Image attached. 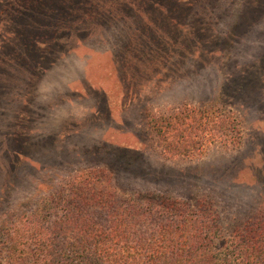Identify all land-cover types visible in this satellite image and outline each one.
Returning a JSON list of instances; mask_svg holds the SVG:
<instances>
[{"label": "rangeland", "instance_id": "374dc122", "mask_svg": "<svg viewBox=\"0 0 264 264\" xmlns=\"http://www.w3.org/2000/svg\"><path fill=\"white\" fill-rule=\"evenodd\" d=\"M124 1L0 0V256L3 225L79 171L205 199L224 235L264 206V0ZM186 104L232 113L242 145L165 156L146 114Z\"/></svg>", "mask_w": 264, "mask_h": 264}, {"label": "trees", "instance_id": "16d2710c", "mask_svg": "<svg viewBox=\"0 0 264 264\" xmlns=\"http://www.w3.org/2000/svg\"><path fill=\"white\" fill-rule=\"evenodd\" d=\"M165 112L146 114L144 137L157 138L168 158L242 145L241 123L222 107L186 104ZM207 210L205 199L190 205L123 191L106 168L79 171L33 217L3 225L0 264H264V206L229 235Z\"/></svg>", "mask_w": 264, "mask_h": 264}]
</instances>
